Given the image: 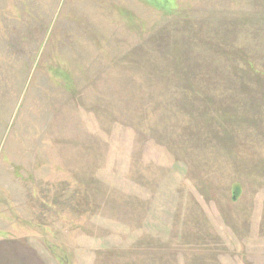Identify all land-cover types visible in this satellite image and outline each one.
I'll use <instances>...</instances> for the list:
<instances>
[{
  "label": "rangeland",
  "instance_id": "374dc122",
  "mask_svg": "<svg viewBox=\"0 0 264 264\" xmlns=\"http://www.w3.org/2000/svg\"><path fill=\"white\" fill-rule=\"evenodd\" d=\"M20 244L264 264V0H0V254Z\"/></svg>",
  "mask_w": 264,
  "mask_h": 264
},
{
  "label": "crops",
  "instance_id": "0c3cea01",
  "mask_svg": "<svg viewBox=\"0 0 264 264\" xmlns=\"http://www.w3.org/2000/svg\"><path fill=\"white\" fill-rule=\"evenodd\" d=\"M20 245L22 248L19 250L16 247L5 246L2 250L5 253L0 254V264H46L42 259H39L41 256L35 250L23 246V244ZM2 248L0 247V249Z\"/></svg>",
  "mask_w": 264,
  "mask_h": 264
}]
</instances>
